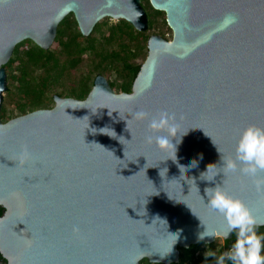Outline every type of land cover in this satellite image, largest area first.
<instances>
[{"label":"water","instance_id":"95a60500","mask_svg":"<svg viewBox=\"0 0 264 264\" xmlns=\"http://www.w3.org/2000/svg\"><path fill=\"white\" fill-rule=\"evenodd\" d=\"M149 3L172 38L149 37L130 93L98 75L84 100L54 95L51 109L0 118L7 264L177 263L179 247L232 238L204 195L216 185L264 222V193L221 160L235 159L248 125L264 127V0ZM69 14L83 36L104 18L149 29L141 0H0V112L14 48L30 40L48 50ZM142 110L174 114L176 155L147 142L166 133L135 119ZM206 232L215 237L201 240Z\"/></svg>","mask_w":264,"mask_h":264},{"label":"trees","instance_id":"16d2710c","mask_svg":"<svg viewBox=\"0 0 264 264\" xmlns=\"http://www.w3.org/2000/svg\"><path fill=\"white\" fill-rule=\"evenodd\" d=\"M141 3L149 19L146 32L136 30L125 20L104 18L90 35L83 36L73 14H69L59 25L54 46L48 50L30 40L18 44L5 66L7 90L3 95L1 121L39 109H51L55 104L54 95L84 100L98 75L106 77L117 93H130L147 57L148 39L159 33L160 26L153 16H164L163 24L167 26L163 12L153 9L149 0H141ZM3 212L0 207V213ZM258 231L264 234V227ZM234 240L235 236L232 240H223L219 248L216 242L179 247V261L173 264H215L213 258L205 260V253L213 251L218 258L231 248ZM139 264L161 263L143 259ZM225 264L232 262L226 260Z\"/></svg>","mask_w":264,"mask_h":264},{"label":"clouds","instance_id":"9594fccd","mask_svg":"<svg viewBox=\"0 0 264 264\" xmlns=\"http://www.w3.org/2000/svg\"><path fill=\"white\" fill-rule=\"evenodd\" d=\"M135 119L147 121V127L151 133L163 130L166 134L148 135L147 142L152 144L154 141L156 147L161 151H171L176 155L173 138L177 135L180 125L174 114L162 111L156 115H150L142 110L135 114ZM221 160L225 173L239 171L252 179L258 192L264 193V177L259 176V173L264 172V127L256 124L248 125L238 137L235 159L228 160L222 154ZM192 166H195V162ZM186 170L181 166V172ZM204 195L208 198L209 209L224 218L225 231L223 235L235 236L228 251L216 258L215 253L209 250L205 253V260L213 258L215 264H225L226 260L231 261L232 264H264V234L258 231L264 227V222L257 218L243 199L230 195L219 185L205 187ZM205 237H215V234L207 232L200 234L201 240Z\"/></svg>","mask_w":264,"mask_h":264},{"label":"rangeland","instance_id":"374dc122","mask_svg":"<svg viewBox=\"0 0 264 264\" xmlns=\"http://www.w3.org/2000/svg\"><path fill=\"white\" fill-rule=\"evenodd\" d=\"M154 18V20L156 21L157 20V22L156 23H158L159 24V26H160V28H159V33H157L158 35H160V36H162V37H164V38H166V39H168V40H171V38H172V31H171V29L168 27V25L166 26V25H164L163 24V19H164V16H162V15H160V16H153ZM169 28V29H168ZM151 33L153 32V30L152 31H150ZM54 46V45H53ZM83 68V67H82ZM54 106V105H53ZM53 108V107H52ZM223 238L222 237H217L216 239H215V241L214 242H216L217 243V248H219L221 245H222V243H223Z\"/></svg>","mask_w":264,"mask_h":264},{"label":"flooded vegetation","instance_id":"af4514ba","mask_svg":"<svg viewBox=\"0 0 264 264\" xmlns=\"http://www.w3.org/2000/svg\"><path fill=\"white\" fill-rule=\"evenodd\" d=\"M164 15H165V13H164ZM166 18V17H165ZM3 214V213H2ZM2 214L0 213V216H2ZM234 236V235H233ZM229 240H232V238L231 239H229ZM0 264H7V262H6V260L2 257V255L0 254Z\"/></svg>","mask_w":264,"mask_h":264}]
</instances>
